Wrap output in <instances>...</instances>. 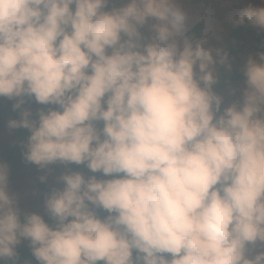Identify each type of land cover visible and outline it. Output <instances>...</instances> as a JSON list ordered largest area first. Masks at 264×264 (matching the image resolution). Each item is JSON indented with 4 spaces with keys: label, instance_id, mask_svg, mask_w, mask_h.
Wrapping results in <instances>:
<instances>
[{
    "label": "clouds",
    "instance_id": "clouds-1",
    "mask_svg": "<svg viewBox=\"0 0 264 264\" xmlns=\"http://www.w3.org/2000/svg\"><path fill=\"white\" fill-rule=\"evenodd\" d=\"M186 3L0 0L7 128L41 183L61 168L41 213L0 160V264H31L22 241L37 264H264V47L225 103L232 64ZM245 21L264 30V0Z\"/></svg>",
    "mask_w": 264,
    "mask_h": 264
},
{
    "label": "rangeland",
    "instance_id": "rangeland-1",
    "mask_svg": "<svg viewBox=\"0 0 264 264\" xmlns=\"http://www.w3.org/2000/svg\"><path fill=\"white\" fill-rule=\"evenodd\" d=\"M188 10L191 17V27L197 22H202L201 35L207 38L206 46L213 48H220L227 53L229 47L232 31L236 27H240L237 32V40L235 42L236 52L242 60L253 53H256V40L258 37L264 44V30H260L251 24H247V21L243 24H234L233 20L239 14L240 10L249 6V0H187L184 5ZM200 35V36H201ZM235 61V59H234ZM244 86V80L238 84H233L230 87L237 90L236 95H239V89ZM217 87L225 96V103L230 102L236 96L229 95L228 89ZM6 98H0V103H4ZM33 110L39 105L34 102L28 104ZM13 110L7 109L3 115V123L0 130V160L9 152L10 142L12 134L15 130L9 133L7 128V120L14 117ZM17 158L14 164L9 162V188L11 191L16 192L21 196V207H27L30 210L43 213V199L40 196V192L36 186L38 177L41 175V170L34 164L28 163L23 159L22 146L18 147ZM72 168H80L87 172L83 166L70 165ZM55 172L49 174L48 182L45 183L47 187L56 183L55 176L61 171L59 166H53ZM21 244H27V241H22ZM37 264V262H32Z\"/></svg>",
    "mask_w": 264,
    "mask_h": 264
},
{
    "label": "trees",
    "instance_id": "trees-1",
    "mask_svg": "<svg viewBox=\"0 0 264 264\" xmlns=\"http://www.w3.org/2000/svg\"><path fill=\"white\" fill-rule=\"evenodd\" d=\"M247 24H249V23L247 22ZM239 29H240V27L238 26L232 31L229 47L227 49L228 50L227 55H228L229 60L232 64V68H231V70H227L223 66H221L220 82L217 85V87H219V88L230 87L231 85L238 84L239 82L244 80V76H243L242 71H240V68L243 65L245 60L241 59V57L236 52V47H235V42L237 40V32L239 31ZM190 30L194 31L197 36H200L201 30H202V22L200 20L197 21L191 27ZM255 46H256L257 50H261L262 47H264V44L261 41L260 37L257 38ZM234 59H235V61H234ZM12 103H13V101H10L8 99H6L4 103H0V130L2 127V123H3V115L7 109L12 110V107H11ZM14 114L16 115L15 112H14ZM27 134L28 133H27L26 129H15V131L11 137L10 150L1 160L5 161L7 163L9 162L11 165H13L17 156L20 155V154L17 155V153H16L18 150V147H21L23 145V141L26 140ZM36 186H37L38 191L40 193L44 192L48 188L45 183H41L39 180L37 181ZM45 219L47 220L48 217L46 216ZM18 253H19V258L21 261H31V264H32V262H34V263L36 262L34 257L31 254V251H30V248L28 247V244H20L18 246Z\"/></svg>",
    "mask_w": 264,
    "mask_h": 264
}]
</instances>
